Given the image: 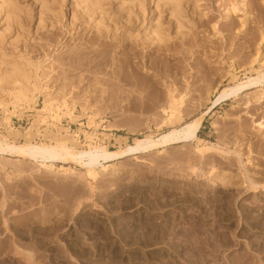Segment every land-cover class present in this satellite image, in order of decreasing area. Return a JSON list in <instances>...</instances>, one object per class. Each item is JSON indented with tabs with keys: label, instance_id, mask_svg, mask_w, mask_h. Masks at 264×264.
<instances>
[{
	"label": "rangeland",
	"instance_id": "rangeland-1",
	"mask_svg": "<svg viewBox=\"0 0 264 264\" xmlns=\"http://www.w3.org/2000/svg\"><path fill=\"white\" fill-rule=\"evenodd\" d=\"M13 1L8 19L0 0V58L28 60L54 94L104 113L88 124L76 103L53 118L36 94L21 112L0 108V137L11 142L114 150L179 127L219 89L264 70L253 62L264 60L259 0H248L242 31L243 14L224 13L238 0H182L178 12L167 0ZM168 87L183 96L172 115L162 110ZM263 122L264 91L247 90L204 117L198 137L212 152L194 140L127 155L96 181L74 163L62 174L0 158V264H264ZM212 170L230 185L212 186Z\"/></svg>",
	"mask_w": 264,
	"mask_h": 264
},
{
	"label": "bare ground",
	"instance_id": "bare-ground-1",
	"mask_svg": "<svg viewBox=\"0 0 264 264\" xmlns=\"http://www.w3.org/2000/svg\"><path fill=\"white\" fill-rule=\"evenodd\" d=\"M4 1L7 18L16 19L17 4L15 5V2H12V0ZM259 1L260 4L264 6V0ZM99 2L100 1L97 2L96 0L95 2L91 1V4L88 6H91L93 9L97 8L100 5ZM166 2L168 5L170 4L173 11L175 10L178 12L182 0H167ZM247 2L248 0H238L236 4L234 3L232 6H228L224 12L226 19L231 17L234 13H236V11H240L243 14L239 28L240 31L243 30L244 26L247 25L251 19V14L247 8ZM17 13H19V11ZM261 33L259 41L260 46L264 44V32ZM156 35L159 34L156 32ZM253 62L258 66H261L264 63V60L261 58V53H258L254 57ZM250 89L264 91V70H259L255 75L245 76L233 83V85L225 86L219 89L214 95L211 105L203 110L198 116L184 122L179 127L170 128L154 137L150 135L136 137L131 143H125L114 150L101 144L88 143L83 149H75L64 142L15 143L0 137V158L14 157L26 159L31 162H37L40 166L55 167L58 171H61L62 174L71 173V168L68 164L74 163L83 169L85 177L89 180L96 181L100 175V169H104L108 166L109 164L107 163L127 155L142 154L156 148H164L177 143H188L194 140L202 141L201 144L195 147V150L199 154H205L207 152L210 153L209 151L215 149L216 144H210L209 142L199 138L197 135L204 117L208 115L215 105H219L220 102L231 98L236 99L241 93ZM36 94H41L43 98L42 108L40 111L46 112L53 118L58 117L60 115L59 113L64 108L68 110V113L72 114L76 103H80L79 105H81L83 110L86 111L88 124L95 123L98 119L101 121V115L104 113V109H102L103 107L101 108L103 111H101L99 106L98 108L95 104H90L88 100H81L80 102L79 99L78 101H75L74 97L67 96L63 93L54 94L52 88L49 86L48 79L44 77L38 78L37 69L34 68L28 60L22 57L16 58L15 60L1 57L0 108L9 112V114L21 112L23 109L34 106ZM182 97L183 96H176L174 90L168 87V106L162 109L163 112L169 113V115L173 113L176 105L182 103ZM127 99L129 100V96H127L126 100ZM258 124L261 125V123ZM214 126H216V124H214ZM262 126L264 127V122ZM15 169H17L18 173L22 172L18 167H15ZM191 171L193 172V169ZM207 180L214 187L228 186L230 185L231 177H225L224 175L215 173L212 170L209 172ZM249 188L252 190L256 189V184H251Z\"/></svg>",
	"mask_w": 264,
	"mask_h": 264
},
{
	"label": "trees",
	"instance_id": "trees-1",
	"mask_svg": "<svg viewBox=\"0 0 264 264\" xmlns=\"http://www.w3.org/2000/svg\"><path fill=\"white\" fill-rule=\"evenodd\" d=\"M197 135H198V133H197Z\"/></svg>",
	"mask_w": 264,
	"mask_h": 264
},
{
	"label": "crops",
	"instance_id": "crops-1",
	"mask_svg": "<svg viewBox=\"0 0 264 264\" xmlns=\"http://www.w3.org/2000/svg\"><path fill=\"white\" fill-rule=\"evenodd\" d=\"M201 127V126H200Z\"/></svg>",
	"mask_w": 264,
	"mask_h": 264
}]
</instances>
